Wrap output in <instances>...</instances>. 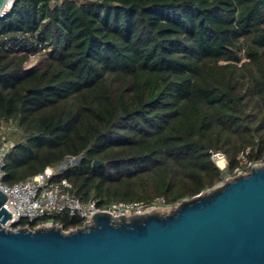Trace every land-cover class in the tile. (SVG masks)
Listing matches in <instances>:
<instances>
[{"label": "trees", "instance_id": "16d2710c", "mask_svg": "<svg viewBox=\"0 0 264 264\" xmlns=\"http://www.w3.org/2000/svg\"><path fill=\"white\" fill-rule=\"evenodd\" d=\"M0 122L6 183L75 157L58 177L83 202L175 206L264 161V0H16Z\"/></svg>", "mask_w": 264, "mask_h": 264}, {"label": "water", "instance_id": "95a60500", "mask_svg": "<svg viewBox=\"0 0 264 264\" xmlns=\"http://www.w3.org/2000/svg\"><path fill=\"white\" fill-rule=\"evenodd\" d=\"M7 198L0 190V264H264V162L166 214L98 212L91 225L68 231L53 223L5 228Z\"/></svg>", "mask_w": 264, "mask_h": 264}, {"label": "built area", "instance_id": "2783aa9c", "mask_svg": "<svg viewBox=\"0 0 264 264\" xmlns=\"http://www.w3.org/2000/svg\"><path fill=\"white\" fill-rule=\"evenodd\" d=\"M15 2L16 0H7L0 12V18L10 12ZM12 146L13 141L8 139L6 135L0 137V190L8 197L3 206L11 212V217L5 224H3L5 228L13 230L20 228L34 229L49 223H41L32 228L29 222L47 215L65 212L69 213L71 216H79L83 220V224L78 227H83L93 223V218L91 216L93 213L107 212L112 217H120V215H123L130 218L135 215L146 214V212H151L153 209L160 206L169 207L165 206L163 198L158 199V201L153 204H147L140 201L116 203L104 207L99 206L98 202L94 199H89L88 201L83 202L79 197L72 194V183L67 178L58 177L59 172L78 160V158L75 157H68L57 165L47 166L42 171L37 172L24 180L13 184L6 183L3 180L6 174V158ZM241 155L246 160L245 153H242ZM218 156H224V154L216 153L214 155L216 163V158H218ZM245 162L247 163V168L237 169L233 175L226 176L225 181L232 180L239 174H247L252 167L257 166L264 161L252 163L246 160ZM220 168L223 169L222 167ZM22 220H26L28 223L25 225H19ZM17 224L18 226H16ZM74 229L76 228L70 230Z\"/></svg>", "mask_w": 264, "mask_h": 264}, {"label": "rangeland", "instance_id": "374dc122", "mask_svg": "<svg viewBox=\"0 0 264 264\" xmlns=\"http://www.w3.org/2000/svg\"><path fill=\"white\" fill-rule=\"evenodd\" d=\"M38 59H39V56L33 57L32 61H31V64H33L34 62L38 61ZM10 127H11L10 125H6V124L1 125L0 126V136L6 135L7 131L10 130ZM223 157L225 159V165L222 168H224L227 165L226 157L225 156H223ZM216 159H218V158H216ZM223 181H225V179ZM173 208H174V206H169V207H161L160 206V207H157V208L153 209L152 212H160L162 214H166V213L170 212V210H172Z\"/></svg>", "mask_w": 264, "mask_h": 264}, {"label": "bare ground", "instance_id": "6f19581e", "mask_svg": "<svg viewBox=\"0 0 264 264\" xmlns=\"http://www.w3.org/2000/svg\"><path fill=\"white\" fill-rule=\"evenodd\" d=\"M217 164L220 166V167H223L225 165V159L223 156H218V159H217ZM152 212V211H151Z\"/></svg>", "mask_w": 264, "mask_h": 264}]
</instances>
